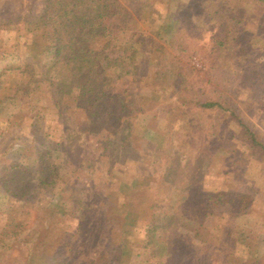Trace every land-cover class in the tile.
Returning <instances> with one entry per match:
<instances>
[{"label": "rangeland", "instance_id": "1", "mask_svg": "<svg viewBox=\"0 0 264 264\" xmlns=\"http://www.w3.org/2000/svg\"><path fill=\"white\" fill-rule=\"evenodd\" d=\"M132 2L127 3L129 7L141 8L139 26L134 32H122L119 39L136 44L140 77L127 74L109 83L114 86L111 92L134 98L132 112L118 121L113 110L87 101L78 88L59 93V103H64L59 108L50 100L45 84H30L26 93L15 83V72L6 70L9 73L0 78V132L13 129L20 139L35 138L38 144L45 130L56 141H68L67 125L72 134L65 150L52 147L49 160L57 182L51 194L36 182L33 168L27 172V183L20 182L21 173L15 171L11 185L26 184V199H12L3 181L4 168L10 161L28 165L27 154L34 147L20 146L18 141L10 145L8 136H1L0 233L9 221L22 220L26 226L0 241V264H74L75 257L84 264L104 260L110 223H103L105 231L94 223L103 206L115 220L118 238L131 234L132 239L122 252L115 249L106 256L111 263L173 264L175 259L168 258L162 244L168 230L155 229L159 243L145 244L148 221L170 216L178 222L177 233L186 234L206 251V263H215L222 252L212 245L228 239L233 243L224 249L232 251L220 255L227 257L223 264H247L248 259L259 257L264 264V150L251 144L245 128L228 111L200 103L210 95L207 88L215 93L208 79L222 72L230 79L225 100L264 143V0ZM44 3L0 0V18L16 21L39 15ZM155 8L163 13L157 15ZM164 26L168 31L158 36ZM45 30L44 26L34 29L23 50L49 66L54 55L43 36ZM17 34L15 26L0 27L2 52L9 47L21 49ZM13 59V55L0 58V69ZM22 108V118L14 115ZM35 115L43 126L31 129L30 118ZM13 120L21 124L11 126L8 121ZM220 189L239 195L204 209L201 192ZM75 196L89 201L85 216L92 219L87 224L80 223V212L73 206ZM127 199L128 206L135 208L129 209L126 218L128 208L116 213L113 201L124 205ZM125 219L133 226L129 234ZM60 245L65 249L62 253Z\"/></svg>", "mask_w": 264, "mask_h": 264}, {"label": "trees", "instance_id": "2", "mask_svg": "<svg viewBox=\"0 0 264 264\" xmlns=\"http://www.w3.org/2000/svg\"><path fill=\"white\" fill-rule=\"evenodd\" d=\"M130 1L132 2V0ZM130 1L45 0L44 8L39 15L31 17L25 16L24 18L20 17L16 21L9 18H0V27L2 26V28H5L6 30H11L14 26L17 27V37L20 38L19 44L22 49L19 51H12L9 47L5 53L0 49V58L5 59L9 55L14 56L13 61L5 63L0 69V78L4 74L9 73L7 71H10V73L15 72L17 74V78L14 79L17 80L15 83L19 84V89L26 93H29L30 91V84H45L50 100H53V103L59 108L64 104L61 105L59 103V93L61 91L66 92L67 90L70 92L75 88H78L82 91V94H86L84 98L87 101L104 103V108L106 107L107 110H113V114L116 118L115 121H118L123 114L132 112L134 98L129 94L127 95L125 92H111V89L112 87L114 88V86L109 83L113 81V78H119L127 74L133 75L135 78H138L137 76L140 77V73L137 70L139 61L135 60V57L139 55L136 44H130L128 41L123 42L119 39L122 32L127 30L136 31V28H138L140 23L139 17L141 14V8L134 6L129 7L127 3ZM150 4H152L151 1ZM161 13L163 12H157L156 14L160 15ZM41 26L46 27L43 36L48 42H50L53 49L54 56L52 64L49 66L44 63L38 55H27L23 50L27 38L32 34L34 29ZM152 26H155L154 22H152ZM21 31H26V35H22ZM167 31L168 27L164 26V30L157 32L156 34L160 36L163 32ZM159 46L162 47L163 45L159 44ZM9 50L11 52H9ZM22 52L23 55H21ZM19 55H21V57ZM158 63L161 64L160 57ZM117 66L120 68L118 69ZM110 68L112 70H110ZM92 77H95V79H92ZM208 81L209 85L213 87L211 88L212 91L215 93L214 95L211 94L210 89L207 88L206 92H209L210 95L207 96L206 100L200 102L201 105L208 109L215 108L217 110H222V112L228 111L232 118L245 128L246 132L249 134L251 144L254 147L260 146L264 150V143L257 138L256 133L237 115L230 100H225L227 93L226 90L230 86V79L222 72H217L212 74ZM141 97L140 94L138 98L140 99ZM28 104L32 107V104ZM115 106L116 108L114 109ZM117 106H119V113ZM94 113L97 114L96 111H94ZM62 114L64 113L62 112ZM14 115L22 118L24 115V109L22 108ZM30 119L31 129L33 127L35 129L37 124H40V128L43 126L39 116L35 115ZM8 122H12L10 123L11 126L15 123L14 120ZM65 123L67 125V121ZM15 124L16 126H19L21 123ZM66 129L64 136L68 138L66 139L68 141L65 142L61 139L56 141L51 137V134L44 129L45 131L42 132L43 137L39 144L36 143L35 138H32L31 140L20 139V136H18L19 134L12 132L13 129H8L10 133L7 134L4 133L6 130L0 132V138L3 135L8 136L10 145L18 141L19 143L17 144L20 146L26 147L33 145L34 147L33 150L31 149V153L27 154L29 157L27 162L28 165H24V163L18 161H10L4 168L7 173L5 172L6 176L3 181L6 190L11 196H13L12 199H26L29 192V187L26 184L18 187H13L11 185L14 182L13 175L15 174V171L21 173L20 182L27 183L30 180L27 172L32 170V168L34 169L32 173L33 175L35 174V180L40 186H42L41 188H43L48 194L53 192L54 187L51 186H53L57 180L53 177L54 170L52 169L51 161L49 159L52 154V147L65 150L68 145H71L72 134L68 125ZM36 133L38 134V132ZM37 134H35V136H37ZM25 152H27L26 149L22 151V153L26 154ZM235 194L239 195V193H234V191L227 192L223 189L201 192L202 207L208 209V207H211L210 205L216 204L219 201H226L229 195L235 196ZM73 199L74 209L80 212V223L87 224L89 219H92V217L85 216L90 208L89 201L85 198L77 199L76 196L73 197ZM76 200H78L77 203ZM113 202L116 206L114 210L116 213V209H119L120 213L121 208L124 210L128 208L125 214L126 218L129 209L135 208L134 204L128 206V199L125 201L124 205H121V203L118 204L117 200ZM192 203L198 205L197 201ZM101 210L102 215L99 219L94 220V223L97 222L98 224L103 225L101 226V229L99 228L100 231H105V229H107V227H104L105 225L103 223H110L109 226L111 228L106 230L109 234V239L108 244L104 245L106 249L104 260L101 261L94 259L92 264H114L111 263V259L106 256L111 254V251H114L115 249L122 252L124 247L132 240L131 234L129 233L132 231L133 226H131V223L126 222L125 219V231L129 235H121V237L118 238L116 235L117 229H114L113 226L115 220L112 219V214H108L104 206ZM9 223V227L2 229V232L0 233V241L6 237L16 236L26 226L25 221L22 220L9 221ZM177 223L176 219L170 216H166L160 222H156L153 219H151L150 222L148 221L146 224V230L148 232L146 235V246L148 247L152 244L154 246V244L159 243V239L155 236V229H165L168 230L169 233L168 237L163 240L162 244L164 245L163 248H165L167 256H169L168 258H174L176 260V262L175 260L172 261L173 264H208L206 263L208 261L205 259L206 256H208L205 253L206 251L200 247H196L186 234L177 233ZM227 240L219 242L217 245H212V248L222 250V252L219 253L220 255H222L224 251L228 254L232 249H229L231 250L229 251L224 248L227 247L229 243H233V241L230 240L229 242V240ZM60 246L58 249L62 253L65 249ZM92 248L94 247L92 246ZM102 249L104 251V248ZM220 255H218L217 260H215V263L213 264H223V262L227 261V257L224 258ZM71 262L74 264H84L81 259L76 257ZM260 263V257L258 259H248L247 261V264Z\"/></svg>", "mask_w": 264, "mask_h": 264}]
</instances>
